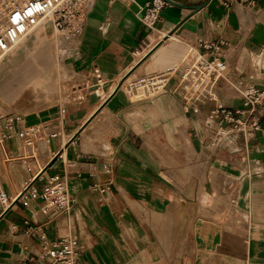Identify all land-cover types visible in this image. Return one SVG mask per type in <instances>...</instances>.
<instances>
[{
    "label": "crops",
    "instance_id": "1",
    "mask_svg": "<svg viewBox=\"0 0 264 264\" xmlns=\"http://www.w3.org/2000/svg\"><path fill=\"white\" fill-rule=\"evenodd\" d=\"M147 1L94 0L57 98L32 111V121L2 127L0 264H50L40 256L42 235L78 239L77 264H264V106L252 138L218 143L206 127L215 103L185 105L178 81L198 41L222 40L231 87L212 83L216 101L238 109L244 86L263 90L264 0L231 9L166 0L152 28L138 20ZM60 37L69 52L75 36ZM55 49L39 56L40 71H9L6 88L19 104L33 103L37 77L55 72ZM67 82H80L71 90L77 98L45 109ZM54 179L75 200L69 213L45 209L40 193Z\"/></svg>",
    "mask_w": 264,
    "mask_h": 264
},
{
    "label": "built area",
    "instance_id": "2",
    "mask_svg": "<svg viewBox=\"0 0 264 264\" xmlns=\"http://www.w3.org/2000/svg\"><path fill=\"white\" fill-rule=\"evenodd\" d=\"M225 9L241 4V0H215ZM94 0H0V61L23 40L29 37L40 26L49 24L55 31H67L70 36L79 34L89 15ZM169 3L166 0H149L139 7L138 20L148 28H152L159 18L162 9ZM76 34V35H77ZM226 43L222 40L215 43H202L191 51L190 57L178 73L179 85L183 91L185 105L191 101L208 99L215 103L209 112L208 121L216 125L217 130L230 134H243L252 138L260 131L258 111L264 106V89L254 84L246 85L240 94L241 108H227L218 103L211 94L212 83L223 78L225 72ZM100 80L99 74L95 72ZM3 127L10 130L18 116L0 118ZM25 129V130H24ZM22 137L28 128H24ZM27 135V134H26ZM25 143L29 141L26 139ZM103 192V190H102ZM23 194L22 196H24ZM33 198L36 195H32ZM45 202V209L54 213H69L74 204L63 179L50 180L40 193ZM5 195L0 192V200ZM41 239V258H48L50 264H77L82 246L78 239L65 236L57 241H50L43 235ZM32 259H28L31 262Z\"/></svg>",
    "mask_w": 264,
    "mask_h": 264
},
{
    "label": "rangeland",
    "instance_id": "3",
    "mask_svg": "<svg viewBox=\"0 0 264 264\" xmlns=\"http://www.w3.org/2000/svg\"><path fill=\"white\" fill-rule=\"evenodd\" d=\"M34 32L15 51H13L11 55H8L6 58L0 61V116H3V117L10 116V115L18 116L20 117L21 120L32 121L35 118L34 113H32V111L40 109L50 99L55 98V97L57 98V95L60 92L61 82L63 81L64 78H66L64 62L70 55L76 43L74 38L77 39L79 35H76L77 33H75L74 34L75 37H73V39L71 38V40H67L68 46L67 45L66 46L69 48V52L67 51L64 53V52H61L62 49H61L60 42L63 43V41H61L60 36H61V33L69 36L67 32L62 31L61 33H58L54 31L52 26L49 24L48 25L45 24L40 29H38L35 33ZM54 46L56 47L55 51L56 50L58 51V53H56V56H55L57 59V61L55 62L56 63L55 72L54 73H43L42 76L39 75V77H37V79L35 80V82H37L36 83L37 86H35L36 87L35 90L38 94L36 98L37 100L35 99V101L29 105L19 104L20 102H18L15 98H12L10 96L9 90L7 89L9 86L8 84L10 83V79L12 78L11 76H13L9 74V71L12 70V72L15 73L22 69H27V68L31 69L29 67L30 66L29 64H31L32 69H37V71L38 70L40 71L41 69L38 66L39 56L43 52L51 53L54 50ZM9 60H13V65L10 69L8 68L6 69L7 66L5 65V63ZM18 75H16L17 78H18ZM79 83L80 82L63 83V85L66 84L65 86L69 88L70 92L68 91L67 95L64 97V98H67V97L68 98L65 99L61 103H59L58 101H52L51 103H49L48 107L45 109H51V108L53 109L57 105L62 106L67 101H71L72 98L76 99L77 97L71 92V90H74L72 89V85H79ZM222 84L224 87H231V84H229L225 80L224 76L222 78ZM257 88L261 89L260 87H257ZM3 124H4V121L0 120L1 136H2ZM25 126H26L25 128H27V124ZM28 132L30 133V130ZM80 132L81 131H79V133ZM216 132H217V127L215 124H213L211 126V133L215 134ZM23 133H26V132H23ZM23 136H24V139H26V134ZM1 152L2 151H0V153ZM20 167L21 166H19V168ZM26 190L27 188L24 189L23 193H25ZM182 242H184V240H182ZM190 242H191V239H190ZM184 244L185 243H182L183 249H182L181 255H178V259H177L178 262L182 260V258H184L185 256V245ZM161 261L164 262V260H161Z\"/></svg>",
    "mask_w": 264,
    "mask_h": 264
},
{
    "label": "bare ground",
    "instance_id": "4",
    "mask_svg": "<svg viewBox=\"0 0 264 264\" xmlns=\"http://www.w3.org/2000/svg\"><path fill=\"white\" fill-rule=\"evenodd\" d=\"M42 26H44V25H42ZM42 26H40L38 29H40ZM38 29H37V30H38ZM37 30H36V31H37ZM36 31H35V32H36ZM54 31H55V30H54ZM35 32H34V33H35ZM56 32L61 33L62 31H56ZM64 32H67V31H64ZM79 34H80V33H79ZM79 34H77V35H79ZM31 35H32V34H31ZM31 35H30V36H31ZM30 36H29V37H30ZM27 38H28V37H27ZM27 38H26V39H27ZM26 39H25V40H26ZM25 40H23L22 42H20V43H19V44H18V45H17V46H16V47L10 52L9 55H11V53H12L13 51H15V50H16V49H17V48H18V47H19V46H20ZM226 71H227V66H226V63H225V72H224V74L226 73ZM224 74H223V75H224ZM244 87H245V86H244ZM244 87H243V88H244ZM243 88H242V89H243ZM242 89H241V90H242ZM241 90H240V94H241ZM66 95H67V93H63V94L61 95V98L58 99V102H59V103L63 102V101L66 99V98H64ZM0 118H3V116H0ZM206 127H207V130L209 131V135H208V136H211V137H212V140L214 139V141H216V142H218V143H219L220 141H222V139L226 136V133L228 132V131H225V130H224V131L217 130V132H216L215 134H212V135H211V126H210V125H206ZM167 239H168V238H167ZM184 245H185V244H184Z\"/></svg>",
    "mask_w": 264,
    "mask_h": 264
},
{
    "label": "water",
    "instance_id": "5",
    "mask_svg": "<svg viewBox=\"0 0 264 264\" xmlns=\"http://www.w3.org/2000/svg\"><path fill=\"white\" fill-rule=\"evenodd\" d=\"M20 199V197H18L16 200H19ZM14 204V203H13ZM13 204L11 205V206H13ZM10 207V206H9Z\"/></svg>",
    "mask_w": 264,
    "mask_h": 264
}]
</instances>
